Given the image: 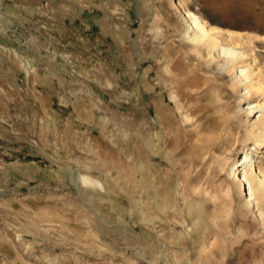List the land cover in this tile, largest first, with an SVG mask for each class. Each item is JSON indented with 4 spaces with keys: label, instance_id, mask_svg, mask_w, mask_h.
<instances>
[{
    "label": "rangeland",
    "instance_id": "rangeland-1",
    "mask_svg": "<svg viewBox=\"0 0 264 264\" xmlns=\"http://www.w3.org/2000/svg\"><path fill=\"white\" fill-rule=\"evenodd\" d=\"M257 83L264 0H0V264H264Z\"/></svg>",
    "mask_w": 264,
    "mask_h": 264
},
{
    "label": "bare ground",
    "instance_id": "bare-ground-1",
    "mask_svg": "<svg viewBox=\"0 0 264 264\" xmlns=\"http://www.w3.org/2000/svg\"><path fill=\"white\" fill-rule=\"evenodd\" d=\"M176 7L180 12H184L182 14L185 19L189 22L188 29L189 32L191 31L190 33H192L189 34V38L191 39V41H194L196 44H206L208 45V47L210 46L213 49L221 48V52L224 55V58L226 57V62L233 63L235 60L245 58V54L242 51L237 50V48L224 46L223 44H221L222 42H220L219 40L218 32L213 27L209 28L205 20L201 19L199 16H197L191 11H185L183 5H181L180 2L176 3ZM229 35L234 41H239L241 39V35ZM212 48H210L209 50H211ZM241 75L242 77L249 78L250 75L248 74V69L242 68ZM249 86L253 89L256 88V90L258 91L264 90V84L262 83L258 84V86H255L253 84ZM248 105L249 107L246 108V112L251 113L254 106H251L250 102ZM263 105L264 102L260 104V107L263 108ZM262 147H264V138L258 142V148ZM261 152L264 151L261 150ZM254 162V157L251 158L247 153H245L241 161L236 162L234 165L231 166V168L229 169V174L233 176V179L239 180L238 185L244 188L247 186L248 198L245 200L244 204L246 207L249 208H257V210L260 211V216L262 217V220H264V211L262 210V206L264 205V168L261 165H258L259 163H257L258 166L256 164L254 165ZM259 162L261 161L259 160ZM222 164V168H225L227 166V160L223 161ZM242 164H247L249 166L250 171H245L243 176L241 177L240 172L238 173L237 170ZM230 185L228 184L227 189L229 193L232 192V187Z\"/></svg>",
    "mask_w": 264,
    "mask_h": 264
}]
</instances>
